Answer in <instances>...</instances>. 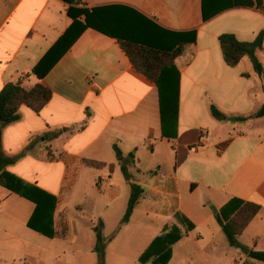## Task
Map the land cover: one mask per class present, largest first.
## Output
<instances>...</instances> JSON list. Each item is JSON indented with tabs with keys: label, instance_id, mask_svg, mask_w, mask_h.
Listing matches in <instances>:
<instances>
[{
	"label": "crops",
	"instance_id": "0c3cea01",
	"mask_svg": "<svg viewBox=\"0 0 264 264\" xmlns=\"http://www.w3.org/2000/svg\"><path fill=\"white\" fill-rule=\"evenodd\" d=\"M83 1L0 0V92L21 81L27 90L41 84L53 93L39 111L20 108V120L3 131L0 156L15 161L6 173L56 199L55 236L48 238L28 227L36 205L0 186V264H57L74 249L71 264H99L98 226L121 223L131 195L114 146L125 158L135 155L130 172L144 195L107 246L106 264H141L176 217L194 229L182 228L168 264H263L249 254L264 252V118L238 119L264 105V79L249 57L228 65L219 38L256 41L264 34V0H239L252 5L206 22L202 0ZM69 10H86L103 31L87 28L55 62L61 49L51 53L46 66H53L40 79L33 71L72 27ZM193 32L196 44L175 61L177 117L163 125L158 86L135 70L118 39L171 51L180 40L175 34ZM256 56L264 66V38ZM211 105L224 121L213 118ZM144 155L152 166L144 168ZM161 163L171 165L169 179H159ZM232 200L261 207L240 236L244 251L223 245L213 212ZM31 231L51 245H24ZM58 240L64 245H55Z\"/></svg>",
	"mask_w": 264,
	"mask_h": 264
},
{
	"label": "trees",
	"instance_id": "16d2710c",
	"mask_svg": "<svg viewBox=\"0 0 264 264\" xmlns=\"http://www.w3.org/2000/svg\"><path fill=\"white\" fill-rule=\"evenodd\" d=\"M63 1L71 6L85 4L83 0ZM240 5L251 6L252 2H240L239 0H202L203 19L206 22ZM260 9L264 12V6L260 7ZM76 13L75 15L69 10V16L73 19L72 27L55 45L54 49L51 50L49 53L50 55L48 54L42 63L34 69L33 74L40 79H42L46 71L53 66L52 63L46 66L49 57H51V53L53 54V52L61 49L60 55L58 54V57L54 59L55 62L62 54L71 48L87 28L94 27L103 31V29L97 25V22L91 18L89 12L80 10ZM83 15L85 16L84 23L79 20ZM174 36L178 37L180 40L177 43V48L171 51L118 39L123 51L129 57L135 70L158 86L163 125H165L168 118L174 117L176 120L178 113L179 72L175 66V61L182 55L185 47L196 44L195 32L189 34H175ZM263 38L264 34L261 33L256 41L245 43L240 42L233 34L222 35L219 41L226 63L235 67L244 57H249L252 61L255 73L260 78L264 79V66L256 56V53L263 48ZM52 96V91L41 84L36 85L31 90L25 89L21 81L6 85L0 92V140L4 129L8 125L20 120V108L22 106H27L34 111H39L46 106L52 99ZM210 111L213 118L217 121H224L226 119V116L215 105H211ZM252 118H264V105L254 115L246 118L242 117L238 120L248 121ZM114 150L120 163L121 172L131 187V195L120 227L110 238L106 239L103 237V223L100 222L98 226L99 231L96 233L97 240L94 251L98 256L99 264H106L107 246L115 238L121 227L128 224L134 210L144 195V189L134 181V177L130 172L132 166L135 164V155L130 154L125 158L117 146H114ZM14 162L13 159L0 156V186L33 202L36 205V209L28 223V227L42 236L54 238L55 231L53 229L52 216L56 199L37 188L25 187L20 179L6 173L5 168L14 164ZM90 165L94 167L100 166L98 163H90ZM260 210L261 207L255 203H244L236 200L230 201L220 210L213 208L216 221L222 228L229 245L243 251L245 248L239 242L240 236L243 234L248 224L258 215ZM182 228L191 231L194 229V225L180 217H176L175 224L166 225L163 233L153 241L140 257V263L168 264L172 258V247L183 237ZM249 257L250 259L264 264V252L251 251Z\"/></svg>",
	"mask_w": 264,
	"mask_h": 264
},
{
	"label": "rangeland",
	"instance_id": "374dc122",
	"mask_svg": "<svg viewBox=\"0 0 264 264\" xmlns=\"http://www.w3.org/2000/svg\"><path fill=\"white\" fill-rule=\"evenodd\" d=\"M143 166L144 168H147L148 166H152L151 163L153 164V160L151 157H145V155L143 156ZM160 162H162L161 160H159ZM161 172L159 173V179L160 180H164V179H169L170 176H171V172H172V168H171V165L167 164V165H164L163 163H161ZM145 177L147 178V180H150L152 181L154 179V176H150L149 173H144ZM162 219L161 218V221L159 219V223H156V226H155V229L158 228V226L162 223ZM118 224V223H117ZM117 224H113L112 226L110 225L109 227H107L106 229H102V234H103V237L105 238L106 236L108 237L110 234H112L114 231V229L117 227ZM120 226V223L118 224V227ZM132 229H136V227H132ZM113 231V232H112ZM86 233L84 234L83 232H81V236H82V241H86L85 237H86ZM29 243H25L24 245H51L49 244L50 243V240L46 239V238H43L39 235H37L35 232L31 231L30 232V235H29ZM57 244L55 245H64L62 241H57L56 242ZM224 243L223 245H229V244H226L227 243V240L224 236ZM68 245V244H67ZM71 245V244H70ZM84 245H86L84 243ZM222 245V244H221ZM116 247V246H115ZM31 252V250H29ZM74 250L72 251H68L67 252V255L64 254V256L62 255V258L61 260H59V262H57V264H71L72 263V257H73V254H74Z\"/></svg>",
	"mask_w": 264,
	"mask_h": 264
},
{
	"label": "water",
	"instance_id": "95a60500",
	"mask_svg": "<svg viewBox=\"0 0 264 264\" xmlns=\"http://www.w3.org/2000/svg\"><path fill=\"white\" fill-rule=\"evenodd\" d=\"M229 120H230L231 122H236V121H237L236 118H230Z\"/></svg>",
	"mask_w": 264,
	"mask_h": 264
}]
</instances>
